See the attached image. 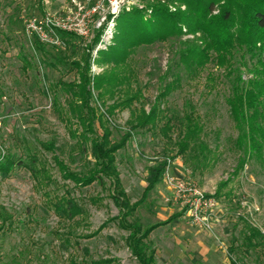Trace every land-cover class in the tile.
<instances>
[{
    "label": "rangeland",
    "instance_id": "374dc122",
    "mask_svg": "<svg viewBox=\"0 0 264 264\" xmlns=\"http://www.w3.org/2000/svg\"><path fill=\"white\" fill-rule=\"evenodd\" d=\"M147 1L0 0V158L9 154L22 163L8 174L0 173V264H70L71 259L99 258L138 264L126 246L128 232L118 224L120 212L109 196V181L106 188L97 182L77 186L62 177L54 162L57 155L72 171H80L86 160H93L76 150V138L69 130L78 123L62 119L57 107L67 109L66 85L78 83L90 50L91 77L114 71L125 78L115 88L119 91L110 94L103 89L102 97L90 84L92 106L106 110L114 100L118 104L125 98L127 90H137L140 95L133 107L143 105L148 110L158 100L162 109L153 129L134 130L115 152L125 193L131 203H139L127 220L137 219L143 226L163 222L148 237L156 264H231L232 259L236 264H264V150L259 159L244 154L235 143L237 130L225 102L229 81L224 69L209 63L193 75L184 68L177 51L180 40L191 35L138 46L125 64L114 68L98 56L113 42L114 16L123 7H142ZM47 15L69 16L75 29L58 32L60 44L42 43L40 48L37 35L27 26L31 19ZM209 72L213 84L206 78ZM176 78L179 85L158 99L164 86ZM72 88L79 90L78 84ZM187 103L202 125L204 160L193 146L178 153ZM129 117V108L114 109L108 125L112 141L127 132ZM166 122L170 128L164 134L161 127ZM95 127L100 134L97 123ZM42 142H52L54 149L46 150ZM31 155L48 178L28 167ZM242 157L245 162L240 164ZM163 158H168V167L143 195L149 168ZM182 176H189L215 198L205 225L193 223L171 196L168 177ZM65 190L83 210L72 219L59 217L52 205ZM91 233L92 237L85 236Z\"/></svg>",
    "mask_w": 264,
    "mask_h": 264
},
{
    "label": "trees",
    "instance_id": "16d2710c",
    "mask_svg": "<svg viewBox=\"0 0 264 264\" xmlns=\"http://www.w3.org/2000/svg\"><path fill=\"white\" fill-rule=\"evenodd\" d=\"M183 6L184 8H182ZM149 10V12L147 11ZM146 12L149 14L146 16ZM116 32L113 42L107 45L106 50L98 51V56L104 62H112V68L125 64L129 55L141 45L152 44L156 41H166L172 37L191 38L180 40L178 49L179 62L193 75H198L209 64L223 68L229 81L228 94L225 102L234 127L237 130L236 145L243 149L244 154L263 158L264 150V0H149L142 7L121 9L116 16ZM63 33H67L63 31ZM96 42V41H95ZM39 47L43 45L38 41ZM95 44L92 46L94 47ZM91 48V47H89ZM90 53V54H89ZM86 54L85 63L81 69L78 81L79 90L72 87L77 84L68 83L66 91L67 109L59 105V115L66 122L75 120L78 127L70 129L72 138H76L74 146L84 157L87 154L93 160H86V166L80 171H72L57 155H54L55 165L62 177L71 180L77 186H88L97 182L106 188V179L109 181L110 194L120 215L118 224L128 234L125 242L132 256L138 264H156L154 248L148 240L149 234L160 224L154 223L143 226L137 219L128 221L136 210L137 203H131L119 178L115 165V152L119 150L131 137L136 129L151 130L161 112L158 100L145 110L141 105L133 107L140 93L136 90L124 93L125 98L118 104L113 101L106 110H98L91 105L93 88L99 90L97 97H102V90L112 94L117 85L125 78L114 71L103 72L90 76L91 50ZM77 67L81 68L79 63ZM207 80L213 84V74H207ZM179 85L178 78L167 83L157 98H163ZM107 88V89H106ZM129 108L130 117L127 120L128 129L118 141H112L109 128L110 115L114 109ZM194 107L187 103L184 114V132L178 141V153L182 154L190 146L199 150L204 160L206 145L200 140L202 125L198 122ZM96 123L101 129L97 132ZM166 122L161 131L166 134L169 129ZM46 150L54 149L52 142H42ZM240 164L245 157L240 158ZM20 162V163H19ZM22 164L9 154L0 158V173L8 174L15 165ZM28 167L35 174L43 173L48 178L44 167L37 168L35 158L30 157ZM168 166V158H163L152 165L146 177L147 185L143 195L153 189L160 181ZM68 193V190L59 196V200L52 205L59 213V217L72 219L83 212L80 204ZM172 215L169 220L179 216ZM165 223V222H164ZM94 233L85 234L92 237ZM112 258H99L90 261L70 260V264H114ZM231 264H236L232 259Z\"/></svg>",
    "mask_w": 264,
    "mask_h": 264
},
{
    "label": "built area",
    "instance_id": "2783aa9c",
    "mask_svg": "<svg viewBox=\"0 0 264 264\" xmlns=\"http://www.w3.org/2000/svg\"><path fill=\"white\" fill-rule=\"evenodd\" d=\"M73 26L69 16L58 19L47 15L40 20L31 19L27 28L37 35L41 43L58 45L61 43L58 32L72 31L75 29ZM167 183L172 190L173 200L180 204L190 220L197 225H205L212 215L215 198L206 194L189 176L168 177Z\"/></svg>",
    "mask_w": 264,
    "mask_h": 264
}]
</instances>
